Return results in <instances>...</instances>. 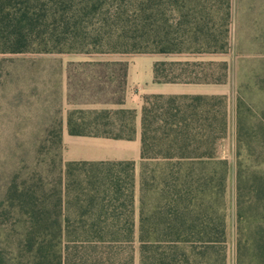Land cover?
<instances>
[{"label":"trees","instance_id":"obj_1","mask_svg":"<svg viewBox=\"0 0 264 264\" xmlns=\"http://www.w3.org/2000/svg\"><path fill=\"white\" fill-rule=\"evenodd\" d=\"M120 8L117 0H0V52L200 56L230 50L232 0H135L142 34L130 36L120 24L102 33L101 16L119 14ZM68 65V101L124 103L127 62ZM229 69L227 61L200 58L154 64L157 83L225 84ZM79 113L84 112L68 118L72 135L137 136L135 110L94 111L90 121ZM229 118L227 95L144 96L138 229L134 162H63L52 192L44 185L19 190L14 184L7 200L28 223L27 264H135L136 241L140 264H216L226 238L222 209L230 165L219 156V144L228 134ZM61 132L62 122V143ZM81 166L93 167L88 187L78 177ZM246 173L240 162L238 250L246 249L255 205L260 209L255 210V255L264 263V170L253 180H246ZM75 186L79 190L72 193ZM77 205L80 209L71 211Z\"/></svg>","mask_w":264,"mask_h":264},{"label":"rangeland","instance_id":"obj_2","mask_svg":"<svg viewBox=\"0 0 264 264\" xmlns=\"http://www.w3.org/2000/svg\"><path fill=\"white\" fill-rule=\"evenodd\" d=\"M117 2L121 5L119 14L102 15L103 29L100 31L108 32L120 24L125 26L128 35H141L139 14L133 12L135 0ZM229 40L228 53L215 56L174 54L175 57L170 58L223 60L230 66L229 81L221 87L229 101V130L219 144V156L230 165L222 209L226 215V238L219 249L216 264H264L255 255L253 235L257 229L255 210L259 208L255 205L252 207L250 222L246 227V249L241 251L238 250L236 215L238 165L242 162L247 168L246 180H253L256 171L264 170V0H232ZM139 46L144 48L143 43H139ZM151 54L135 52L124 55ZM119 55L88 56L34 50L19 54L0 52V264H27L31 261L25 251L26 217L7 200L14 184L19 190L34 187L40 190V186L44 185L46 192H52L58 188L64 169L59 137L64 101L62 64L85 61L86 58L117 59ZM162 56L164 60L168 58ZM83 112L76 115L85 121L94 117L92 111ZM91 128L86 129L93 130ZM92 168H79L78 177L85 187L89 186L87 177L93 179ZM73 190L72 193H76L79 189L75 186ZM79 209V205L73 209L71 207V211ZM134 211L138 229L140 188L137 181ZM134 250L135 264H140L137 241Z\"/></svg>","mask_w":264,"mask_h":264},{"label":"crops","instance_id":"obj_3","mask_svg":"<svg viewBox=\"0 0 264 264\" xmlns=\"http://www.w3.org/2000/svg\"><path fill=\"white\" fill-rule=\"evenodd\" d=\"M209 54L208 56H215ZM121 57V58H120ZM175 55L165 60H176ZM97 60L96 58H86ZM111 61H125L128 63L127 84L123 104L89 103L79 104L68 101V63L62 64L63 86V114H62V153L64 163L67 162H134L136 181L140 188L141 172V113L144 96L152 94L162 95H224L221 87L225 84L207 83H157L155 81L154 64L163 61L159 54L135 55L126 57L119 55ZM183 60H192L187 58ZM203 60V59H202ZM207 60V59H206ZM214 60L215 59H208ZM221 61V60H220ZM81 62V61H80ZM229 81V80H228ZM120 109L135 110L137 113V136L134 140L113 139L102 136H75L70 133L68 118L74 111H116Z\"/></svg>","mask_w":264,"mask_h":264}]
</instances>
